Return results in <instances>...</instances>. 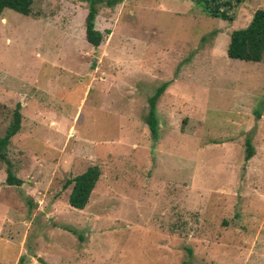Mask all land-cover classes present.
<instances>
[{"label":"rangeland","instance_id":"obj_1","mask_svg":"<svg viewBox=\"0 0 264 264\" xmlns=\"http://www.w3.org/2000/svg\"><path fill=\"white\" fill-rule=\"evenodd\" d=\"M33 0L0 16V264H264V55L231 60L232 31L264 0ZM156 104L157 136L145 118ZM259 112V117L255 115ZM253 156L244 160L245 140ZM97 166L83 210L68 179ZM21 259V261H20Z\"/></svg>","mask_w":264,"mask_h":264},{"label":"trees","instance_id":"obj_2","mask_svg":"<svg viewBox=\"0 0 264 264\" xmlns=\"http://www.w3.org/2000/svg\"><path fill=\"white\" fill-rule=\"evenodd\" d=\"M122 0H88L89 8L85 18V38L93 47L99 46L102 41V34L94 30V19L98 13V5L101 3L111 7ZM236 3L241 0H234ZM33 0H0V16L5 10H11L22 16H29ZM208 16L223 21L232 22V16L228 15L229 2L219 4L218 0H195ZM264 55V10H256L250 22L245 28L234 30L229 36L226 48V56L231 60L242 62L259 63ZM168 83H162L148 97V112L145 122L148 126L150 134L153 138L157 136L158 120L156 117V104L164 93ZM255 115L259 117V112L255 111ZM21 125V115L19 113V105L13 112L12 120L7 127L5 134L0 137V160L5 162L6 178L5 183L9 186H20L21 180L18 179L13 171L10 161L7 159V149L11 139L19 132ZM254 154V149L249 138L245 140V156L244 160L248 161ZM100 170L97 166L88 167L81 174L68 179L66 186L71 185V189L67 198L68 205L77 210H83L90 198L98 179ZM21 261V259H20ZM184 264H190L185 262Z\"/></svg>","mask_w":264,"mask_h":264},{"label":"water","instance_id":"obj_3","mask_svg":"<svg viewBox=\"0 0 264 264\" xmlns=\"http://www.w3.org/2000/svg\"><path fill=\"white\" fill-rule=\"evenodd\" d=\"M37 261H38L39 263H42V264H43V262L41 261V259H38Z\"/></svg>","mask_w":264,"mask_h":264}]
</instances>
